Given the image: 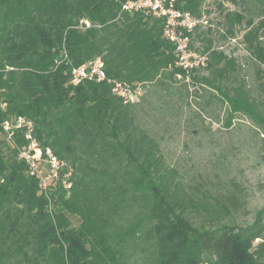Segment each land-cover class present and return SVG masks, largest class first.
Returning a JSON list of instances; mask_svg holds the SVG:
<instances>
[{"label":"trees","instance_id":"1","mask_svg":"<svg viewBox=\"0 0 264 264\" xmlns=\"http://www.w3.org/2000/svg\"><path fill=\"white\" fill-rule=\"evenodd\" d=\"M121 1L0 0V264H264V206L250 224L220 223L239 199L188 193L140 115L154 94L187 104L180 88L201 104L226 103L225 125L240 114L264 141V0H220L221 36L207 33L221 49L189 71L162 19L123 11ZM202 1L177 6L199 14ZM97 57L107 79L147 92L124 103L112 82H69L71 67ZM17 116L71 169L68 189L53 180L43 193L17 155L22 129L14 147L4 140L1 123Z\"/></svg>","mask_w":264,"mask_h":264},{"label":"rangeland","instance_id":"2","mask_svg":"<svg viewBox=\"0 0 264 264\" xmlns=\"http://www.w3.org/2000/svg\"><path fill=\"white\" fill-rule=\"evenodd\" d=\"M211 1L203 0L201 12L195 14L204 15L208 24L189 37L208 58L211 49H216L217 45L221 49V38H216L221 36V31L217 32L218 35L212 30L207 33L208 28L221 27L219 0ZM197 33L199 38L195 37ZM207 39L212 41L209 49L206 48ZM225 47L241 48L233 42ZM239 53L243 54L244 50ZM246 81L255 89L256 81L249 73ZM179 90L177 96L187 104H182L181 100L173 103L161 94L148 96L150 102L140 114L143 124L157 135L154 137L166 164L175 169L177 179L188 193L196 198L205 194L212 204L214 199L226 202V197L231 194L239 199V208L222 220L220 214V223L250 224L256 211L264 206V141L261 135L256 132L255 125L240 114L234 115L231 125L226 126V103L212 100L209 104H201L198 98L193 100L183 89ZM143 91L144 95L146 87ZM47 188L43 190L45 195ZM202 215L191 212L195 226L204 223Z\"/></svg>","mask_w":264,"mask_h":264},{"label":"built area","instance_id":"3","mask_svg":"<svg viewBox=\"0 0 264 264\" xmlns=\"http://www.w3.org/2000/svg\"><path fill=\"white\" fill-rule=\"evenodd\" d=\"M177 3L178 0H122L121 9L162 19V34L174 45L176 64L186 71L203 67L207 63L208 56L200 52L198 45L192 44L189 37L200 27L206 26L208 21L204 15H195L179 8ZM84 24L89 26L87 21ZM216 28L221 31V27L216 26ZM85 80L112 82L107 79L103 61L99 57L71 67L69 79L71 84L77 85ZM111 92L120 97L124 103L134 102L144 93L140 84L124 82H112ZM4 106L5 103L0 102V107ZM1 127L3 138L11 147L15 146L13 142L15 131L17 129L24 131L27 143L19 149L17 155L27 165L28 173L38 178L41 190H45L53 180H61L64 189L70 187L71 169H68L65 161L59 159L50 148H43L39 144L33 134V123L29 119L17 116L15 119L3 121Z\"/></svg>","mask_w":264,"mask_h":264}]
</instances>
